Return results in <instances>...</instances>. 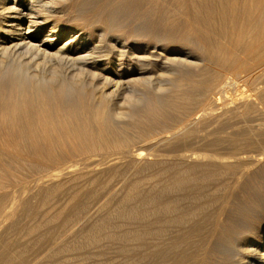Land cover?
Instances as JSON below:
<instances>
[{"label": "bare ground", "instance_id": "6f19581e", "mask_svg": "<svg viewBox=\"0 0 264 264\" xmlns=\"http://www.w3.org/2000/svg\"><path fill=\"white\" fill-rule=\"evenodd\" d=\"M70 2L0 0V225L48 188L73 236L128 187L148 264H264V0Z\"/></svg>", "mask_w": 264, "mask_h": 264}, {"label": "rangeland", "instance_id": "374dc122", "mask_svg": "<svg viewBox=\"0 0 264 264\" xmlns=\"http://www.w3.org/2000/svg\"><path fill=\"white\" fill-rule=\"evenodd\" d=\"M88 1L89 0H87L86 2ZM86 2H84L83 0H71L70 3L64 6V9L70 13L74 11L76 15L81 16L83 14L85 15L88 10H91L98 4V2H96V4L95 3L91 4L90 2L88 3ZM68 15L69 17H67ZM67 16H64V19L62 17V20L63 21L65 20V22L67 21L68 23L70 22L69 24H76L79 22L76 19L73 20L74 17H72V14H67ZM65 17L69 19H66ZM75 20L78 22H75ZM65 22H64V25H69L67 23L65 24ZM94 29L93 28L88 29V31H91V30L95 31L93 39L97 42L101 41V43H103L102 45L106 47V45H108V43L110 42L111 38H113L114 35H112L111 33L105 32L103 29H102L103 32L101 29H97V30L96 29L94 30ZM96 33L98 36L96 35ZM108 34L109 36H111L110 40H108L109 38L107 39L106 37L108 36ZM170 44L173 45L177 43L171 42ZM194 54L195 55H193V57L194 56L195 57L193 59L197 57L199 58L198 53L195 52ZM154 72L155 71L153 70L151 74L153 78L157 76L156 74H158V73L155 74ZM145 180H146V177H145ZM91 186L94 187L95 185H91ZM140 187L141 188H139V190L146 192L150 186L148 182L145 181L143 183L142 182L140 183ZM17 188L18 186H16L15 189ZM127 188L125 190L123 189V191L120 192V195H118L119 197H116L117 201L115 199V202L112 203V205L109 206V208L106 209L103 212V214L99 215L98 218L96 217L95 220L91 222L90 224H88L82 231H80V229L82 228H80L79 230L77 229V231L75 232L73 236H70V234L68 235L69 231L66 232L68 226H65V223L67 222L66 219L69 215L68 211L63 210L62 212H60L58 210H54L56 206L55 204L56 201L55 199L51 198L53 197V194L51 195L52 193L51 189L45 188L40 191L34 190L35 192L31 191V193L30 192L28 193L27 191V196H26V192H23L22 200L23 202L25 201V205H23V207L19 209L14 219L6 218V220H4L5 223L2 222V224L0 225V235H2L0 237V248H1L0 251L5 248L3 255L5 256L9 255L8 258H10V260L12 259L14 260L16 257L18 258L25 257V258L32 259L33 261L34 257L36 258L38 254V255H41L40 258L45 261H57V262L61 261V263L63 264H148L152 256L149 255V252L147 250V246H148L147 241H146L147 237L140 234L141 232L144 234L143 232L144 230L140 228V232H139L140 238L141 236H143V238H141L142 240L137 239L139 237L135 238L136 236L133 238V236L137 234L136 232L137 229L133 227V224H135L136 222L140 224H144L145 218L143 219L141 218L143 216L141 217L139 216V220H138L136 218L131 217L133 219L131 221V218L129 217L130 216L129 210L132 207L134 208L140 205L141 208L144 209V205L140 204V201L135 200V199H131V200L128 199L127 201V198H126L127 195L133 192V190L131 191V189L128 188L130 190L129 191ZM87 190H89V187L87 189H84L83 192H81L82 193L81 196L83 199H86L88 197V195L86 194ZM154 190L159 192L158 187H155ZM127 191L129 193H127ZM63 197L65 198L67 196L63 195L61 196V199H63ZM124 198L126 199L124 200ZM62 201H66V200L63 199ZM123 201H126V202H123ZM11 202L13 203V200H11V195H10V199L7 201V204H6L8 210H9L10 205L12 204ZM57 204H59V202ZM40 207L41 208L43 207V208L41 209ZM127 219H129L130 221ZM101 220L103 221L99 223ZM128 222L131 224H129ZM100 224H101V227H100ZM9 225L11 226V228H9L10 227ZM128 233L131 236H129ZM122 235H124L123 238H122ZM159 242L160 241L158 240L157 243ZM8 263L12 264L10 262Z\"/></svg>", "mask_w": 264, "mask_h": 264}]
</instances>
